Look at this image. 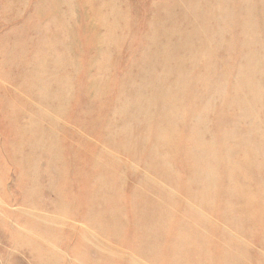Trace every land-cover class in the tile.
I'll return each mask as SVG.
<instances>
[{"label":"rangeland","instance_id":"obj_1","mask_svg":"<svg viewBox=\"0 0 264 264\" xmlns=\"http://www.w3.org/2000/svg\"><path fill=\"white\" fill-rule=\"evenodd\" d=\"M243 1L232 0L230 12L221 11L218 0H115L116 5L113 0H7L0 5V264H16L20 257L15 250L20 243L9 238L16 230V219L29 230L35 222L52 224L22 212V203L27 200L25 204L34 209L54 213L59 190L66 194L62 204L75 210L72 219L78 212L87 217L86 222L80 218L78 224L67 226L64 234L72 236L69 247L75 239L94 249L98 231L93 225L106 220L102 229L110 239H106L108 249L91 264L161 263L150 261L149 252L137 240L128 248L130 226L121 224L132 218L131 210H137L136 197L159 194L170 211L169 205L178 209L183 230L190 218L208 226L207 233L216 232L213 235L234 251V257L247 255L236 254L241 248L248 251V264H264V238L253 240L250 233V229L262 230L260 222L255 227L244 225L246 215L241 209L235 211L237 218L231 216L233 223L223 220L229 214L214 208L216 199L209 207L194 200L213 199L215 192L203 188L195 195L194 188L187 190V185L203 183L209 175L215 183L223 182L226 166H236L227 184L237 192H218L215 197L223 194L221 199L231 198L233 206L250 197L253 209H264V99L255 90V84L264 80L260 78L264 0H248L246 7ZM114 9L133 13L123 34L110 25L108 17ZM157 21L159 32L149 28ZM24 33L26 39L18 45ZM57 34V48L67 49L64 75L47 69L43 76L26 81L36 56L38 63L44 53L52 69L57 52L54 56L44 47L47 36ZM164 40H168L164 46L152 44ZM163 62L168 66L164 68ZM54 79L66 85L64 103L52 107L54 112L61 109L64 117L51 113L50 105L32 93L37 82L41 97L42 86ZM207 80L212 82L206 84ZM190 87L199 90L194 94L197 99ZM235 95L249 106L248 111L245 104L233 100ZM37 125L53 131L47 136L41 132L44 136L37 141L24 138L23 131ZM171 128L178 134L179 146L182 140L187 142L184 148L173 147ZM194 129L201 141L213 144L200 155L195 154L194 139L188 140ZM184 150L190 153L184 155ZM187 165L196 166L201 176L190 180ZM240 174L245 181L234 189ZM31 175L35 176L30 185ZM51 180L54 184L49 185ZM111 188H119L115 206L107 194ZM157 221L155 230H170L174 225V218L162 216L161 211ZM149 231L143 228L144 235ZM254 241L260 244L253 246ZM161 254L166 251L157 257ZM199 255L194 247L191 259Z\"/></svg>","mask_w":264,"mask_h":264},{"label":"bare ground","instance_id":"obj_2","mask_svg":"<svg viewBox=\"0 0 264 264\" xmlns=\"http://www.w3.org/2000/svg\"><path fill=\"white\" fill-rule=\"evenodd\" d=\"M5 1H7V0H0V5H2ZM231 1L232 0H218V5L220 6L221 11L230 12L229 4L231 3ZM247 1L248 0L243 1L245 4V7L247 4ZM113 2H114V5H116L115 0H113ZM109 5H110V3L106 5V8H108ZM178 7H179V5H177L176 8H178ZM132 15H133V13H130L127 9L121 10V11L115 10L114 12H110V16L108 17V19L112 20V22H113V23L112 22L110 23L112 28L118 30V32L120 34H123V33H125V31L123 32L125 27L127 29V23H131L130 22L131 20L129 18H131ZM228 15L229 14L224 15V17H228ZM248 15L250 18L253 16L252 13L250 12V10H249ZM160 22H161V20H160ZM261 23L264 24V21L261 20ZM153 24L154 25H151L149 28L154 30L155 32H159L160 31L159 21H157V23L154 22ZM172 33L173 32H166L165 34L168 35V34H172ZM153 35H156V34H153ZM247 35H249V34H247ZM58 36L60 37L59 34H57L55 36L52 35V37H51V35L47 36V40H46L47 43L44 47L46 49H49L53 55H54V52H57V55H56L57 60L55 58L52 61V69L49 67L50 65L48 64V58L47 57L45 58L44 53L39 58L38 63H37L38 57L36 56V60H32V63L34 62V64H35V68L33 67V69H32V65H31V69L29 70L30 73L26 74L27 71L24 73V74H26V76L24 78V79H26V81L29 80L30 76L34 77L35 79H37L36 77L43 76L47 69L50 71L57 70V72L64 75L65 66L68 65L67 64L68 63L67 49H63L62 51H61V49H58L59 44H60V39L58 38ZM21 38H22V40L17 41L18 45L22 44L25 41L26 33H24L23 36H21ZM167 41L168 40H164L163 42H161V41L156 42L155 41V42H152V44H153V46L157 45V47H160V46L166 45ZM243 41H244L245 45L248 46L247 39H244ZM35 45L37 46V42ZM40 45H41V43L38 42V47H40ZM57 46H58V48H57ZM157 47H156V49H157ZM66 48H67V46H66ZM69 62H71V61H69ZM163 63H164V68L166 66H168L167 63H165V62H163ZM256 65H257V63H256ZM23 66H24V61H23V64L21 65V67H23ZM60 66H62V67H60ZM253 73L254 72L251 71L249 74L251 76H253ZM260 78H264V73L260 72ZM204 82L206 84H210L212 82V80H207ZM213 82H215V81H213ZM260 83H261V85L255 84V90H257V93L259 95V99H264V80H260ZM181 84H183L182 81L180 83L177 82V86L181 85ZM38 85H39V83L36 82L35 92H32V93H36V99H38L39 101L41 99L45 100V102H47L51 107V109L49 110L51 113L53 112L54 115L56 114L58 116L64 117L65 114L63 113V111L61 109H60L61 111L58 110V111L54 112L52 107L56 108L60 104L64 103V95L62 94L64 91L62 89L66 88V85L62 81H59V79H54L53 82H47L42 86L44 93L41 97H38V91H39ZM55 89H57V91H55ZM198 91L199 90H197L193 87H190V92L193 93L192 94L193 98L197 99V96H195L194 94H196ZM234 92L235 91L233 90L231 93H234ZM238 98L239 97H237L235 95L233 97V100L236 101L237 103H239L240 105L245 104L246 105L245 110L248 111L249 106L244 102V100L240 101V100H238ZM147 101L150 103V100H147ZM146 107H148V106H146ZM148 108H150V107H148ZM144 111H145V109H144ZM171 129L173 130L174 135L173 136L170 135V137H171V139H175V144L173 145V147H175V148L177 147V149L184 148L185 145H187V142H185V140H182L184 138V136L181 135L182 143L179 146L178 134L174 128H171ZM52 131L53 130H49L47 128H41L40 126L37 125L36 128L30 127L28 130L23 131V134L25 136L24 138L29 137V139L31 138V141H37L39 138V135H41L40 134L41 132H44L45 135L47 136ZM197 131H198L197 129H194L193 131H191L190 134L192 137L191 136L188 137V140L191 141L194 139V146H196V148H197V150H195V154L200 155L202 149L207 148V147L212 148L213 144H206V142L201 141V135L197 134ZM21 136H23V135H21ZM41 136L43 137L44 135H41ZM176 143H177V145H176ZM55 144H56V142H55ZM55 147H56V145L51 146V148H53V149ZM189 153L190 152H188L187 150L183 151L184 155L189 154ZM235 168H236V166H233V167L228 166V165L226 166L227 170L225 171L223 182L220 181L217 184L213 181V176L209 175L208 177L205 178V181L203 183H198L196 181H194L192 184L189 183V184H191V186L187 185V187H188L187 190L190 191L191 188H194L197 191V193L195 195H197L198 192L203 188H206V189L211 190L212 192H215L213 199L209 198L208 200H204V199L195 198L194 200L199 205H201V207H204V206L209 207L210 204L213 203L214 200L216 199L214 202L215 203L214 208L218 211H222L223 214L228 213L229 216L223 217V220H229L230 223L231 222L233 223V220H231V216H233L234 218H237V216H236L237 213L235 211L237 209H241L242 211H244L243 214L246 215L245 221L243 222L244 225H252L253 224L252 227H255L257 222L261 223V228H262L261 231L258 232V230L250 229L251 230L250 233H251L253 240H256L257 237L260 240H262V238H264V217H263V221H261V216L264 214V209L263 210L253 209V203L251 202L250 197H248L245 201L241 202L237 206H233V202L230 200L231 198L227 197L228 195L226 196L227 198H225V199H221L223 194H221V196L215 197L218 192H222V193L227 192L229 194H231V193L233 194V192H237L235 190L232 191L233 188L230 190L231 184L230 185L227 184L228 177L232 173L235 172ZM56 169L58 170V168H56ZM31 170H32V168H31ZM57 170L54 171L55 176L58 175L56 173V172H58ZM186 172H187V176H189L190 180H193L194 178L201 176L198 173L196 166L192 167L190 165H187ZM257 173H259L258 169H257ZM60 174L61 173L59 172V175ZM33 176H35V175H31L29 178V184L30 185L32 184ZM242 176L243 175L240 174L238 176V179H236V181L234 182V184H235L234 189L236 187H240L243 185L245 180H243ZM258 176H259V174H258ZM171 177H172V175L170 176V178ZM50 184H54V182L52 181L49 183V185ZM173 184H174V182H173ZM214 188H217V190L215 191ZM31 189H32V187H31ZM118 190H119V188L107 189V194L111 197V202H112L111 206H115V198L117 196ZM145 191H146V189H145ZM243 192L248 194L247 190H244ZM28 193H30V192H28ZM31 195H32V192H31ZM32 197H33V195H32ZM36 200H37L36 198L33 199L34 202ZM77 200H78V198H77ZM26 201L27 200H25L22 203V206L26 209V210H24V208L21 207L22 212L26 211L25 213L29 212L31 214L38 216V217H43V218L49 219L51 221L50 223H52L54 225H52V224L50 225L49 223L40 224V223L35 222V223H33L34 229L29 230L27 228L20 226V223H21L20 218L16 219V222H17L16 230H15V232H12L9 234V238L15 239L16 241H18L20 243V244H17L16 248H15L16 252L20 251V253H18V255L20 257H17V261H16V258L14 259L17 262L16 264H71V258H72V264H91V261L95 260L96 257L100 258L102 256V253H103L102 250L108 249V244H109L110 239H109L108 235L106 234V232L102 229L103 223L106 220H102L100 222H97V225H93V226H96L95 228L98 231V235L94 239L97 244L94 242H91V243H94L98 248L95 245L94 246L96 248L94 247V249H93V247L86 248L85 244L82 241L78 242V240L76 241L75 239H73L75 244L73 246L69 247L70 243H72V236H70L72 234L68 233L70 237L67 238L64 234V231L67 230L66 229L67 226H70L74 223L78 224V222H80V218H82L81 220H83V222H86L87 217H82L83 214L78 212V215H77L78 217L74 218L75 220L72 219L74 216L75 210H73V208H70V207H65L62 204L63 202L66 201V194L63 190H59L57 192L55 198H54L53 203L56 206L54 213L45 212L48 210L47 208L41 209V210L40 209H34L31 204H25ZM136 201H137V210H131L130 211L133 214L132 218L129 221H121V224L122 225L124 224V226H123L124 228H125V225L130 226L129 232L131 233V235H130L129 240L131 241V243L128 245V248H133L135 245H137V242H136V240H137L139 242V246L141 248H144V250H147L149 252L148 258L150 261L162 263V261L166 260V264H248V251H245L244 249H241L240 247H238L240 249L237 250L236 254H238L239 251H242L245 253V255L246 254L247 255L245 257H234V255H235L234 251L231 248L225 246L222 243V241L219 240L220 238H218L217 235H213L216 232H210V233L206 232L205 228L208 226L201 224V223H198L197 221H193L192 219L188 218L186 220L188 223V226L186 228H184L185 230H183L182 229L183 226L180 225L182 218L179 217L178 209L174 206L169 205L172 209V211H170L169 207H167L168 206L167 201L162 195H160V194L157 196L153 195V197H149V198H145V199H143V196L141 195L139 197H136ZM39 202H41V200ZM71 210H73V211H71ZM77 210H78V208H77ZM160 211H161L162 216H164V217L170 216V217L174 218V225L170 228V230H155V227L160 222V221H157L159 214H160ZM19 213L20 212L18 211V214ZM151 218H153L156 221H153ZM46 221H48V220H46ZM121 224H120V221H118L117 227L119 228L121 226ZM17 227H19V229H17ZM143 228H149L150 229V231L148 232V236H147V234L144 235ZM229 228H231V227H229ZM81 230H83V233H84L85 232L84 230H86V229H84V227L82 226ZM17 231L19 232L18 235H17ZM90 231H91V229H90ZM86 232H87V230H86ZM239 233L240 234L243 233L242 228L239 229ZM87 234L88 233H86V235ZM115 235H114V237H115ZM166 237H168V239H169L168 241H165ZM115 238H117V237H115ZM78 239H84V238L79 237ZM86 239H88V237ZM106 239H108L109 241H107ZM88 240L90 241L91 239L89 238ZM184 242H185V244H184ZM190 242H195L196 245L190 246L189 245ZM212 242H214V243L212 245H210ZM258 244H260V242H256V241L253 242V246L258 245ZM40 246H42L44 249L39 248ZM194 247L198 248V250L200 251V255H199V257H194L193 259H191L190 255H192ZM163 249L166 251V255L164 254V256H163L161 254L160 258H158L157 253H160V251H162ZM26 260L29 261V263ZM138 262H139V264H145L146 263V262H144V263L140 262L139 260H138ZM161 263H159V264H161ZM96 264H98V261L96 262Z\"/></svg>","mask_w":264,"mask_h":264}]
</instances>
